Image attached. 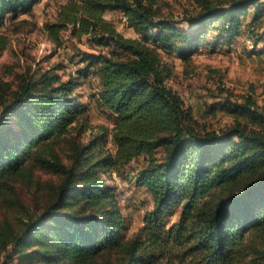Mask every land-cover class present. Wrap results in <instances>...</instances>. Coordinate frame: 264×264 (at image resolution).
Here are the masks:
<instances>
[{
    "label": "trees",
    "instance_id": "trees-1",
    "mask_svg": "<svg viewBox=\"0 0 264 264\" xmlns=\"http://www.w3.org/2000/svg\"><path fill=\"white\" fill-rule=\"evenodd\" d=\"M39 1L0 0L1 48L6 23ZM200 1L198 13L178 18L164 0H70L46 25L53 42L61 45L64 32L87 35L106 51L86 55L83 70L67 78L59 66L30 72L1 96L0 209L19 208L27 218L19 228L0 224V262L264 264V112L252 97L225 100L223 109L244 121L200 131L168 84L171 55L188 60L202 46H231L247 32L255 47L264 41V0ZM107 12L122 13L137 36L117 31ZM90 73L99 106L113 118L112 128L97 133L80 91ZM36 167L60 181L29 213L18 185L31 183ZM114 174L153 198L136 233Z\"/></svg>",
    "mask_w": 264,
    "mask_h": 264
},
{
    "label": "rangeland",
    "instance_id": "rangeland-1",
    "mask_svg": "<svg viewBox=\"0 0 264 264\" xmlns=\"http://www.w3.org/2000/svg\"><path fill=\"white\" fill-rule=\"evenodd\" d=\"M69 1L40 0L29 14H20L18 18L6 23L3 33L7 37V43L4 48L0 47V100L4 94L9 97L10 93L18 88L22 77L30 72H43L59 66L61 68L57 70L58 73L67 78L71 71L76 73L77 69L83 70L86 62H82V59L86 55L106 51L95 45L87 35L80 40L64 32L61 45L50 39L46 25L56 22L59 10ZM164 1L169 5L167 11L178 18L193 16L201 9L200 0ZM210 1L213 4H225L229 0ZM105 17L126 37L137 36L134 30L127 26L122 13L107 12ZM187 26L186 23L183 25ZM261 33H264V30ZM248 38L254 42L253 34L247 32L231 46L217 50L202 46L200 51L188 57V60L178 55L168 57L174 67V77L168 84L183 97L185 105L191 108L197 130L219 132L234 125L239 119L244 121L237 113L223 109L220 103L225 100L241 102L247 97H252L264 112V41L257 47H249L246 44ZM209 39L212 40V36ZM79 61L82 63L79 64ZM84 83L80 91L82 100L88 103L95 133L101 126L112 128L111 114L101 108L96 100L97 78L90 73ZM89 134L90 132L83 136V142L87 141ZM107 148L113 151L115 149L111 139ZM58 150L60 156L66 157V146H60ZM65 161L68 162V158ZM137 166L138 162L132 165L134 169ZM127 177L114 174L129 233L133 234L143 225L145 213L153 208V198L146 189L137 187L134 181ZM31 180V183L18 185L19 198L29 213L36 212L37 207H43L51 188L59 183L60 177L36 167L32 169ZM26 218L19 208L0 209L1 225L10 224L19 228L20 220ZM3 257L0 264H4Z\"/></svg>",
    "mask_w": 264,
    "mask_h": 264
},
{
    "label": "built area",
    "instance_id": "built-area-1",
    "mask_svg": "<svg viewBox=\"0 0 264 264\" xmlns=\"http://www.w3.org/2000/svg\"><path fill=\"white\" fill-rule=\"evenodd\" d=\"M246 44L249 46V47H252L254 45V42L252 39L248 38L246 39ZM73 73H75V71H73Z\"/></svg>",
    "mask_w": 264,
    "mask_h": 264
}]
</instances>
